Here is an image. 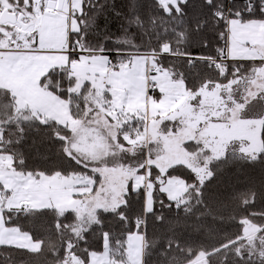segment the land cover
I'll return each instance as SVG.
<instances>
[{
    "label": "trees",
    "instance_id": "trees-1",
    "mask_svg": "<svg viewBox=\"0 0 264 264\" xmlns=\"http://www.w3.org/2000/svg\"><path fill=\"white\" fill-rule=\"evenodd\" d=\"M23 4L19 0V5ZM248 6L251 12L245 13ZM81 9L75 14L78 29L70 35L72 47L101 51L116 63L134 53L153 54L154 72L163 70L182 81L187 94L196 93L205 84L224 85L234 78L243 79L264 64V60H232L221 75L209 62L227 50L228 20L264 21V0H184L177 8L163 6L158 0H82ZM75 53L70 52L71 58L77 56ZM51 79L57 94L67 100L73 119L82 120L88 82L76 92L69 91L72 82L63 72H52ZM105 94L109 96L108 91ZM7 98L1 96L0 101ZM12 102L6 106L13 108ZM132 121L139 124L137 133L142 132V117ZM0 129V155L10 157L12 169L90 176L94 183L88 195L100 185L98 173L65 153L64 137L71 131L62 124L49 119L19 120L1 124ZM260 137L262 146L257 153L242 152L234 142L223 156L211 159L210 175L202 183L184 165L167 170L166 176L185 181L187 199L183 202L168 199L154 183L152 207L146 210L144 188H129L120 205L113 210L94 209V219L79 230L73 210L59 211L52 206L5 210V224L27 233L39 243V249L0 245V264H65L69 259L88 264L89 253L100 251L104 242L110 258L122 262L126 237L135 232L143 237L142 264H197L200 259L207 264H264V258L250 257L249 249H244L242 256L234 250L246 241L245 226L257 227L264 239V121ZM188 145L198 148L194 141ZM111 159L117 158L107 155L103 161ZM129 159L119 157L121 162ZM158 173L152 167L151 180Z\"/></svg>",
    "mask_w": 264,
    "mask_h": 264
},
{
    "label": "rangeland",
    "instance_id": "rangeland-1",
    "mask_svg": "<svg viewBox=\"0 0 264 264\" xmlns=\"http://www.w3.org/2000/svg\"><path fill=\"white\" fill-rule=\"evenodd\" d=\"M80 1L81 0H71L69 8V1L65 0L61 10H53L46 7L45 0H23L24 5L22 6L19 5V0H0V12L3 9L12 8L16 13H23L25 15L24 20L26 21L28 16L30 17L31 12L35 19L34 22L33 18H30L34 23L27 28L17 23H0V31L4 33L0 39V49H4V51L0 53V97L4 95L8 96L6 101H0V122L4 119V122L0 123V125L8 121L17 123L19 120L25 119H18V117L16 118L13 114L8 116L9 113H4V111H7V108L9 111L12 109L5 106L7 104L10 105V100L14 102L15 109L19 106V109H17L18 111L22 109H34V106L37 105L42 106L43 109H48L47 102L52 98L64 104V106L67 105L66 99L62 100L53 93L46 96L49 90H44V88L52 87V72H63L66 77L70 75L74 78V82L68 86L69 91L77 92L84 82H88L89 84L87 90L88 103L86 104L84 117L82 119L84 122L79 129L78 135L73 136L78 139L74 140L73 138H67L68 136H63L66 142L64 150L67 155L71 156L81 165L85 164L84 158L86 157L87 159L88 157L84 156L87 143L82 138L84 137L83 135L87 137V130H89V136L91 138L99 139V142L94 143L98 146L97 155L99 153L103 154L102 159L99 161L100 163H98H103L100 168L106 171L107 174L104 176V179L101 180L98 188L99 190H97L93 196L77 197L73 199L70 206L56 207L59 211L73 210L75 212L77 230L87 228L91 220L89 214L94 209H115L118 206L119 194L124 192L122 194L124 195L129 188L132 190L140 187L144 188L146 210L152 207V190L154 188V183L159 185L160 191L165 193L168 199L185 201L187 199V185L185 181L179 177H168L165 175V172L174 166L184 165L192 169L198 176L197 178L200 183L204 182L210 175L208 162L207 165H199L195 161L197 154L199 155V162L201 156L193 149V146L188 145L193 143L191 130H187L186 127L183 128L184 124L181 123L183 119L188 123V128L197 126L199 118L193 117L203 109L202 105L204 103H201L202 105L197 108L195 107V105H198L200 102V94L202 91L188 97L184 110L179 114H175V119L173 120H176V124L163 125L160 123L162 118L149 122L147 117H142L145 122L143 131L137 133V126L139 124L135 125L132 119L140 117L138 114L136 115L137 117L128 116L130 112L125 110L126 90L123 91L119 88H115V86L114 88H110L109 86L105 87L102 84V80L103 82L106 81L107 76L102 73L96 74L98 72L95 70L91 71L89 74H83V77L72 72L70 69L71 63L69 62L73 60H68V53L76 52L78 54L80 53V55L88 53L102 55V53H100L101 51H81L72 47L70 44L71 31L78 29V22L74 13L76 10L80 9ZM158 1L163 6L173 5V7L177 8L178 4L184 0ZM31 4L32 8H29ZM81 11L82 9L76 15L81 13ZM10 29L14 32H8ZM233 37L234 34L232 33L230 38ZM239 42L247 45L253 53L258 55L256 60H264V44L254 41ZM16 50L21 51L17 52ZM97 56L98 55L91 56V58ZM151 63L155 66L153 61H151ZM148 66H150V64ZM157 72H159V70H155L156 74ZM234 79L237 80L235 84L239 85L240 79ZM257 79L260 81L256 82ZM243 82H246L249 87L241 85L236 87L234 85L231 86L232 82H230L231 84L221 86L220 89L217 90L219 96L222 98L219 104L226 105L225 110L231 112L232 117L234 112H240L239 118H249V121H246L248 122L247 124L236 128V131L231 132V135L237 137L239 134H247L245 137L247 143L244 144L245 147L242 148L243 151L247 149L246 151L257 153L260 151V146L257 144L260 130L257 129L256 124H259L262 119L259 118L262 115V104L264 101V64L254 68L243 78ZM245 89L247 90L244 91ZM44 91L46 93H44ZM105 91H108L110 96L107 97ZM213 93H215L213 89L212 92L208 90L203 95L209 97L203 98V100L206 101L210 99ZM243 94L245 96H242ZM67 117H64L63 126L72 132L77 128L79 121L73 119L70 113ZM233 120L234 125L237 119L234 118ZM1 136L2 132L0 129V141ZM234 142L237 144V141ZM177 144L179 145L178 147L176 146ZM255 145L259 146L256 150L253 149ZM105 155H111L117 159L116 161L111 159L108 162H104L103 159L106 157ZM122 156H127L130 159L121 162L119 161V157ZM220 156H222V154L219 156L215 155L214 157ZM95 158L96 156H92L91 160ZM87 160H90V158ZM10 162L9 156L6 158L0 156V168H3V170L0 169V182L3 184L4 190L8 191L9 197H11L15 191H26L33 188L45 190L80 185L82 183H88L90 185L94 183L93 178L87 175H63L60 173L45 175L41 172H19L11 169L10 164L12 162ZM92 165L93 164L90 165L91 168H93ZM152 167H155L159 173L151 180L150 175ZM4 168H6V170ZM0 191H2V189H0ZM15 210H17V207ZM3 220V214L2 211H0V243L12 241V244H10L11 246L22 247L32 251L39 249V243L32 241L27 233L8 238V240L6 238L3 239ZM256 228L257 227L252 225L244 227L243 238H245L246 241L238 244L234 249L238 255L242 256L243 254L241 252L244 249H249L250 257H257L258 259L264 258V239L259 237L258 231L257 233H252ZM249 233H252V235L251 238L247 239L246 236ZM143 251L142 235L136 232L130 233L126 237L124 261L120 262L111 259L107 244L104 242L103 248L100 251H91L89 253L88 264H142ZM65 264L77 263L76 260L69 259ZM197 264H207V261L205 259H200Z\"/></svg>",
    "mask_w": 264,
    "mask_h": 264
},
{
    "label": "crops",
    "instance_id": "crops-1",
    "mask_svg": "<svg viewBox=\"0 0 264 264\" xmlns=\"http://www.w3.org/2000/svg\"><path fill=\"white\" fill-rule=\"evenodd\" d=\"M68 1H69V8H70L71 0H68ZM81 6H82V0L80 1V9L76 10V12L74 13V16L75 14L80 12ZM8 10L16 12L12 8ZM30 14L31 15L30 17L28 16L27 21H29L30 18L31 19L33 18L35 22L33 13L31 12ZM8 32H14V31L10 29L8 30ZM1 33L2 34H1L0 39L4 35L3 32ZM232 33L234 34V37L230 38V35ZM238 40L239 41H251V42L254 41V42L264 44V21L263 20H251L247 22H240L236 19H230L228 22L227 51L229 53L230 59L233 61H236V60L242 61V60H254L258 58V55L256 53H253L249 49V47H247V45L241 44ZM3 51L4 49H0V53ZM16 51L18 52L21 50H16ZM95 55H98V56L91 58V56H95ZM263 55H264V52H263ZM69 59L73 60L72 62H69L71 63L70 69L72 70L73 73L79 75L80 77H83V74H89L91 71L95 70L98 72L96 74L102 73L107 76L106 81L103 82L102 80V84L105 87L109 86L110 88H114L115 86V88H119L123 91L126 90L125 92L127 93V95H126L125 110L130 112L128 113V116L130 117H134L137 115V113H139L138 114L139 117H147L149 122L151 120H157V119L160 120V118H162L160 120V123L163 125L176 124V120H173L175 119V114H179L184 110L188 97L192 95V94H187L185 85L182 81L174 80L169 75V73L163 70L156 69V70H159V72H157V74L154 72L153 76L155 77L157 84H158V89L155 93V94H158V96L157 97L150 96L147 93V84H146L147 66L149 64L153 66V64L151 63V59L148 58L146 53H134V54L129 55L125 59L117 60V63H118L117 67L114 68L113 70H107L105 68V64H104L105 57L103 54L100 55V54L88 53L85 55H80L79 53L77 54V56L71 58L70 54L68 53V60ZM68 76L69 77L67 78L73 83L74 78L70 75ZM236 81H237L236 79H233L232 81H230L232 82V84L229 82L224 85L231 84V86L234 85L235 87L240 86V85L249 87V85L246 82H243V79L239 80V85L235 84ZM259 81L260 80L257 79L256 82H259ZM221 86L223 85H220L218 83L213 84V85L205 84L203 87H201L196 92V93H200V91H202L200 94V102L198 105H195V107L197 108L198 106L202 105L201 103H204L202 105L203 109L199 111L198 113H196L195 116L193 117V118H199L197 122V126L195 127L192 126L191 128L190 127L188 128L187 127L188 123L186 122V120H183V119L181 120V123L184 124L183 128L186 127L187 130H191L193 141L194 143L198 145L196 152L200 154L201 160L199 162V155L197 154L195 161L199 165H205V164L207 165L208 164L207 162H209L210 159L218 158V157H214L215 155L219 156L220 154H222L223 156L228 146L234 143V141H237V144L239 145V148L242 152H251V151H246L247 150L246 148H245L246 149L245 151H243L242 149L243 147H245L244 144L247 143V141L245 140V137L247 134L246 135L239 134L237 136L238 138L233 137L231 135V132L236 131V128L243 126L244 124H247L248 122L246 121H249V118L248 117L247 119L245 118L246 120L239 118L240 112H234L233 117H232V113L225 110L226 105L219 104L222 98L219 96L217 90L220 89ZM55 88L57 87H55L53 84L51 88L45 87L44 90H49L46 96H48L50 93H53L54 95H56V97L62 100L65 99L62 96L57 94V92L54 90ZM212 89L215 91V93H213V96H211L210 99L204 101L203 98H206L209 96H206L203 94H205L208 90L212 92ZM246 90L247 89H245L244 91ZM44 93L46 92L44 91ZM242 96H245V95L243 94ZM65 101L67 102V100ZM66 104L67 105L64 106V104H61L60 102L52 98L50 101L47 102L48 109H43L42 106L37 105V106H34V109H22L18 111L17 109H19V106L17 107V109H15L14 102H13V108L10 111L7 108V111H4V113H9L8 116H10V114L11 115L13 114L16 116V118L18 117V119L25 118V119H22L23 122H27V121L29 122V121H34V120L44 121L46 119H49V120H53L56 123H60L63 125L64 120H65L64 117L66 118L67 115L69 114L68 113L69 112L68 102ZM261 116L259 119L261 118L262 119L260 120L259 124H256L257 129L260 130V133H261V128L263 126V121H264V101L262 104V115ZM234 118H236L237 120L235 121V124L233 125ZM78 121L79 123H78L77 128L74 129L72 132H70V136L68 138H73L74 140L78 139L73 136L78 135L79 129L83 125V122H84L83 120H78ZM2 122H4V119L0 123ZM89 132L90 131L87 130V137L83 135L84 137L82 139H84L85 142L87 143V146L85 147L86 150L84 151V156H88L87 159L90 158V160H87L85 157L84 158L85 164H82V165L98 173L101 176V180H102L104 179V176L107 174V172L104 171L102 168H100V166L103 165V163L101 162L102 164H99L100 163L99 161L102 159L103 154L99 153L97 155L98 146L94 144L96 142H99L98 141L99 139L91 138L89 136ZM260 133H259V140H257V144H259L260 149H261L262 144H260L261 143ZM176 146L178 147L179 145L177 144ZM259 146L255 145L253 149L256 150L257 148H259ZM0 156L3 158L8 157L6 155H0ZM92 156H96V158L91 160ZM91 164H93L92 165L93 168H91L90 166ZM10 167H11V164H10ZM6 168L4 169L6 170ZM0 169L3 170V168H0ZM16 171H19V170H16ZM19 172H22V171H19ZM0 185L2 189V191H0V195H1L0 196V211H2V214H3V211L15 209L18 205H21L25 202H28L31 205V209L47 208L51 206L52 207L70 206L74 198L82 197L81 195L84 193H87V195H84V197H90V196H93L97 190H99L98 189L99 186H98L97 190L92 195H88L89 192L92 190L93 184L90 185L88 183H82L80 185L64 186L62 188H51V189H45V190H39V189L33 188V189L26 190V191H15L13 192V195L9 197L8 191L4 190V186L3 184H1V182H0ZM123 193H120L118 196L119 198L118 205L122 203ZM93 211L89 214V217H91L90 221L94 219ZM3 218H4V215H3ZM2 223L4 227L3 233H2L4 236L3 239L6 238L8 240V238L16 237L18 235L23 234V232L19 231L16 227L7 226L5 224V218L2 221ZM257 231H259V229L256 228L255 231H253L252 233H257ZM252 233L251 234L249 233L246 236L247 239L251 238ZM11 242L12 241H7L4 243H0V245H10L12 244Z\"/></svg>",
    "mask_w": 264,
    "mask_h": 264
},
{
    "label": "built area",
    "instance_id": "built-area-1",
    "mask_svg": "<svg viewBox=\"0 0 264 264\" xmlns=\"http://www.w3.org/2000/svg\"><path fill=\"white\" fill-rule=\"evenodd\" d=\"M248 12H251L250 6H248L247 9L245 10V13H248ZM147 56L148 58H150L153 56V54L147 53ZM230 61L232 60L230 59V56L227 50L226 52L219 53L217 56L209 60L211 66L218 69L221 75L224 74L225 64ZM104 64L107 70H113L114 68L117 67L116 61L110 55H105ZM153 74H154V67L150 64V66L147 67V77H146L147 93L150 96H153L158 89V84ZM30 209H31V205L28 202H25L17 206V210H20V211H28Z\"/></svg>",
    "mask_w": 264,
    "mask_h": 264
},
{
    "label": "water",
    "instance_id": "water-1",
    "mask_svg": "<svg viewBox=\"0 0 264 264\" xmlns=\"http://www.w3.org/2000/svg\"><path fill=\"white\" fill-rule=\"evenodd\" d=\"M46 7L53 10H61L65 0H45ZM0 23H17L20 26L27 28L33 23L32 20H24L23 13H16L9 11L8 9H3L0 12Z\"/></svg>",
    "mask_w": 264,
    "mask_h": 264
}]
</instances>
